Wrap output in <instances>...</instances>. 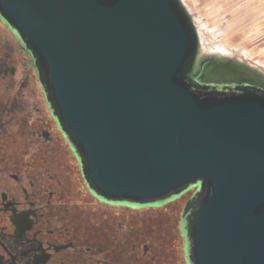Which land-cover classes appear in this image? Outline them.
Here are the masks:
<instances>
[{
  "label": "water",
  "instance_id": "obj_1",
  "mask_svg": "<svg viewBox=\"0 0 264 264\" xmlns=\"http://www.w3.org/2000/svg\"><path fill=\"white\" fill-rule=\"evenodd\" d=\"M0 17L94 194L137 206L199 187L190 264H264V96L197 91L179 0H0Z\"/></svg>",
  "mask_w": 264,
  "mask_h": 264
},
{
  "label": "flooded vegetation",
  "instance_id": "obj_2",
  "mask_svg": "<svg viewBox=\"0 0 264 264\" xmlns=\"http://www.w3.org/2000/svg\"><path fill=\"white\" fill-rule=\"evenodd\" d=\"M193 84L200 93L241 94L237 88L247 87L264 96V88L240 82L215 81L203 91ZM10 111L0 110V264H190L184 228L195 208L193 196L177 226L173 220L158 224L157 209L148 205L104 200L89 189L50 110L78 172L62 161L49 132L34 123L26 128L31 137L12 139L14 117L4 121Z\"/></svg>",
  "mask_w": 264,
  "mask_h": 264
},
{
  "label": "rangeland",
  "instance_id": "obj_3",
  "mask_svg": "<svg viewBox=\"0 0 264 264\" xmlns=\"http://www.w3.org/2000/svg\"><path fill=\"white\" fill-rule=\"evenodd\" d=\"M179 1L197 37L198 50L190 79L203 88L220 80L226 84L240 82L264 88V0ZM0 110H12L8 112V118L4 117V121L14 117L8 131L12 139L31 137L32 129L28 134L26 128L28 121L30 128L34 123V128L49 132L62 161L69 168H74L73 156L52 120L34 61L1 19ZM73 171L78 172V167ZM194 192L195 188L191 186L180 196L149 204V207L157 209L154 218L158 224L173 220L177 226ZM160 233L161 230L157 229V234Z\"/></svg>",
  "mask_w": 264,
  "mask_h": 264
},
{
  "label": "trees",
  "instance_id": "obj_4",
  "mask_svg": "<svg viewBox=\"0 0 264 264\" xmlns=\"http://www.w3.org/2000/svg\"><path fill=\"white\" fill-rule=\"evenodd\" d=\"M194 188H195V192L199 189V187H194ZM187 191H189V190H187ZM195 192H194V194H195ZM194 194H193V195H194ZM193 195H192V196H193Z\"/></svg>",
  "mask_w": 264,
  "mask_h": 264
}]
</instances>
